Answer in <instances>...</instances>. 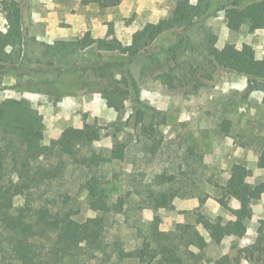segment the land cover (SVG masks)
<instances>
[{
	"label": "trees",
	"instance_id": "1",
	"mask_svg": "<svg viewBox=\"0 0 264 264\" xmlns=\"http://www.w3.org/2000/svg\"><path fill=\"white\" fill-rule=\"evenodd\" d=\"M83 2L113 7L121 0ZM0 3L6 19V28H0L1 76L11 71L38 73L61 69L63 63H69L72 56L82 51L95 52L97 56L100 52L122 55L123 60L86 62L83 71L87 77L78 83L100 92L106 104L117 112V119L111 124L117 125L118 131L122 130L121 125L139 127L146 147L152 152L162 143L160 126L167 122V114L138 101L134 92L138 79L152 77L169 89L198 88L205 84L204 77L216 79L220 71L226 70L246 76L249 88L264 91V57H258L251 45L239 48L233 42H226L219 55L218 34L203 16L207 8L190 0H177L171 15L143 26L133 34L130 44L123 43L110 27L104 37L39 42L42 59L37 61L27 52L20 1L0 0ZM225 16L230 30H240L244 25L250 30L264 28V0L244 6L240 0H232L225 6ZM191 29H194L195 41L188 33ZM179 30L184 33L172 44L152 50L163 35L168 32L178 35ZM199 49L213 73L190 56ZM43 62L44 67L37 66ZM136 62H140L138 77L132 70ZM81 67L80 64L77 69ZM53 83L36 82L29 89L46 91L47 85ZM129 99L134 105L126 116ZM104 127L97 118L90 121L85 115L81 127L68 125L59 136L47 142L44 114L31 99H0V264H124L131 261L192 264L190 258L197 264V258L205 254L209 241L196 226L180 222L174 229L165 231L160 227L162 219L158 213L154 214L146 232L136 226L137 235L143 239L136 243L134 240L130 248L125 238L113 232L112 218L126 211L130 192L124 196L119 194L120 186L108 180L102 168L108 162L124 158L126 143L116 139L107 154L96 149L93 145L102 138ZM258 163L264 168V149L259 153ZM74 169L81 173V188L86 191L89 208L94 212L84 219L76 218L74 211L67 208L70 195L54 187L56 180ZM247 176L246 164L236 162L226 181L215 184L217 201L231 215L226 219L218 214L206 223L210 240L216 244L229 235L244 232L254 215L253 203L264 191V182L251 183ZM156 181L159 188H138L142 196L138 202L140 207L174 209V199L187 196L183 185L163 186L166 173L158 174ZM207 196L198 195L201 204ZM232 199L239 201L238 208L231 206ZM191 246L198 251L191 250ZM240 253L234 258L225 253L215 259V264H242L243 258L250 264L264 262V243L250 244Z\"/></svg>",
	"mask_w": 264,
	"mask_h": 264
},
{
	"label": "rangeland",
	"instance_id": "2",
	"mask_svg": "<svg viewBox=\"0 0 264 264\" xmlns=\"http://www.w3.org/2000/svg\"><path fill=\"white\" fill-rule=\"evenodd\" d=\"M19 1L23 9L27 52L33 61L42 59L39 42L51 43L86 36L104 37L110 27L123 43L130 44L136 31L171 15L177 3V0H162L164 3L155 6L157 9L165 7L164 11H160L150 5V0H140V4L133 10L125 7L129 5L100 7L93 2L84 4L83 0ZM190 1L207 8L203 16L208 24L210 21L213 23L211 26L218 34L219 55L226 42H233L239 48L251 45L242 36L244 28L232 30L228 35L224 21L220 18L225 15V6L232 0ZM255 1L258 0H240L243 6ZM139 7L141 9L138 10ZM147 17L152 20L145 21ZM0 28H6L1 3ZM246 29L248 32L256 31L250 30L249 26ZM182 33L184 32L181 30L178 35L168 32L153 45L152 50H158L161 46L167 47ZM188 33L194 41L197 40L194 29ZM190 56L208 72H214L200 49ZM122 58V55L115 53L100 52L97 56L95 52L82 51L72 56L69 63H63L61 69L53 68L38 73L34 70L8 72L0 75V99H31L44 114L47 142L59 136L68 125L81 127L86 115L88 120L97 118L105 126L102 138L93 145L96 149L107 154L116 139L126 143L124 158L106 163L102 172L108 180L117 182L120 186L119 194L124 196L130 192L126 211L116 213L111 226L113 232L127 240L128 248L132 247L134 240L136 243L143 239L141 235H137L136 226L146 232L155 213L161 216L160 227L165 231L174 229L177 223L189 222L206 236L209 244L205 254L197 258V264H215V259L225 253L234 258L250 244L264 243V191L254 201V215L248 222L247 229L241 234L229 235L222 243L216 244L210 240L206 227V223L218 214L226 219L231 217L217 201L218 190L215 184L226 181L234 163L246 164L249 182H264V168L258 163L259 153L264 149V93L249 88L246 77L226 70L220 71L216 79L204 77L205 84L198 88L188 86L169 89L160 80L152 77L138 79V84L134 87L138 101L145 107L164 110L167 114V122L160 126L162 143L156 152H152L146 147V140L141 136L139 127L121 125L122 130L118 131L117 125L111 124L117 119V112L106 104L100 92L91 86H80L78 83L87 77L83 71L86 62L95 59L123 60ZM80 64L82 67L78 70L77 66ZM37 66L44 67V62ZM139 68L140 62L132 65L136 77ZM120 70L121 67L118 68L119 72ZM44 81L54 83L47 85L46 91L29 89L34 83ZM133 105L132 100H127L126 116ZM114 133L117 134L116 137ZM161 173H166L163 186L168 188L183 185L187 196H177L173 201L174 209L140 207L138 202L142 196L137 191L138 188H159L156 176ZM80 174L79 169H74L63 179L56 180L54 187L58 192L70 195L67 208L74 211L76 218L84 219L94 215V212L89 208L86 191L81 188ZM198 195L208 196L201 204ZM239 205L237 199L231 200L232 207L238 208ZM190 249L198 251L195 246ZM190 262L195 264L192 258ZM124 264L137 263L131 261ZM242 264L250 263L243 258Z\"/></svg>",
	"mask_w": 264,
	"mask_h": 264
},
{
	"label": "crops",
	"instance_id": "3",
	"mask_svg": "<svg viewBox=\"0 0 264 264\" xmlns=\"http://www.w3.org/2000/svg\"><path fill=\"white\" fill-rule=\"evenodd\" d=\"M140 0H122V3H120L121 6L123 5H129V6H125V7H128V9L130 10H133L136 8V6L138 4H140ZM150 5H153L154 9L155 10H160V11H164L165 10V7H155L157 4L160 5L162 3H164V1L162 0H150ZM138 10L141 9L140 7L137 8ZM220 18L224 21V24H225V28L226 30L228 31V35H230V32L232 30H230L227 26V18L225 17V15H222L220 16ZM151 21L152 18H146L145 21ZM210 25L213 26V23L210 21L209 22ZM246 25L242 26V28H244V32H242V36L244 37L245 41L250 43L251 45H253V47L255 48L256 50V54L258 57H264V28H259V29H256V31L254 32H248V30L246 29ZM219 43V41H218ZM246 77V76H244ZM260 92H263L264 91H260Z\"/></svg>",
	"mask_w": 264,
	"mask_h": 264
}]
</instances>
